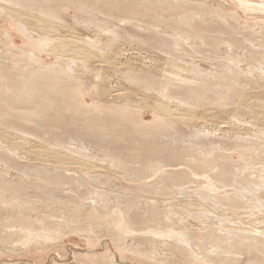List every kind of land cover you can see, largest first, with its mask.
<instances>
[{"label":"rangeland","instance_id":"rangeland-1","mask_svg":"<svg viewBox=\"0 0 264 264\" xmlns=\"http://www.w3.org/2000/svg\"><path fill=\"white\" fill-rule=\"evenodd\" d=\"M260 8L264 0H0V197L21 202L0 204V223L26 220L0 241V264H210L216 236L236 226L224 243L264 245V199L246 191L250 208L219 225L228 202L214 198L246 188L221 184L215 195L184 150L195 134L230 178L244 164L256 171L249 179L264 178V73L246 70L264 57ZM229 59L240 67L227 75ZM21 79L32 103L17 102ZM121 105L129 117L115 113ZM119 218L127 234L112 227ZM29 233L42 242L26 251ZM222 255L264 264L253 251Z\"/></svg>","mask_w":264,"mask_h":264},{"label":"bare ground","instance_id":"bare-ground-1","mask_svg":"<svg viewBox=\"0 0 264 264\" xmlns=\"http://www.w3.org/2000/svg\"><path fill=\"white\" fill-rule=\"evenodd\" d=\"M23 0H16L17 4H21ZM248 1V0H246ZM242 3V2H241ZM240 3V4H241ZM249 4V3H248ZM250 8V7H248ZM258 11H262L264 12L263 9H258ZM14 19H16L14 16H12ZM255 47V46H254ZM252 46V48H254ZM249 48V46H248ZM227 49H228V46H227ZM250 49V48H249ZM263 51V50H262ZM260 52V51H259ZM229 53V52H228ZM232 53V52H231ZM77 54V53H76ZM79 55V54H77ZM230 55V54H228ZM231 56V55H230ZM74 57V56H73ZM225 58V57H224ZM230 58V57H229ZM235 59V58H234ZM231 61V65H226L227 66V75H230L234 72V70H237L239 64V62L236 60L233 61V59H229ZM251 64L253 63V66H249L246 67V70L247 72H254L258 75H261L264 73V71L261 72V68H260V64H264V57L262 58V61L258 58H251L250 60ZM196 63V62H195ZM199 64V63H198ZM208 64V63H207ZM259 65V66H258ZM196 66V65H195ZM193 66V67H195ZM224 66V65H223ZM231 66V67H230ZM258 66V67H257ZM207 67V66H206ZM203 68V67H201ZM214 68V67H213ZM264 68V67H263ZM215 69V68H214ZM205 70V69H204ZM245 70V71H246ZM213 71V69H212ZM243 71V72H245ZM38 72V71H36ZM204 72V71H203ZM203 74V73H202ZM48 75V74H47ZM205 75V74H204ZM203 75V76H204ZM254 75V74H253ZM206 76V75H205ZM22 78H24L23 76H21ZM205 78V77H204ZM25 80V79H24ZM23 79H21L22 81V86L23 88L21 89H15L16 91H14V94L18 96V100L17 102L18 103H32L31 101V95H32V89H33V86L32 85H29L28 83H26V81H24ZM152 88V87H151ZM155 89V88H154ZM13 92V90L11 91ZM103 92V91H102ZM192 99V98H191ZM170 101V100H169ZM125 102V100H124ZM129 101H127V104H128ZM173 102V101H172ZM115 113H117V115H119L120 117L124 118V117H129L130 116V111H129V106L128 105H121V106H118L114 109ZM168 112V111H166ZM172 115V114H171ZM178 116V115H177ZM183 116V115H182ZM180 117V116H179ZM191 118V117H190ZM183 124L184 125H189L190 123L188 121L184 122L183 121ZM200 126V125H199ZM170 127V126H169ZM186 128V127H185ZM199 132V131H198ZM186 133V132H184ZM201 133V132H200ZM175 135H177V132L174 133ZM191 134H194V133H191ZM178 136H180L178 134ZM188 136V135H187ZM195 136V134H194ZM193 135L191 136L192 138H194V140L188 136V139L191 138L190 140V145L187 144V149H184L186 151L185 155L186 157L188 158V160H192L193 162L197 163V167H199L200 169H203L204 170V173L206 174L204 177H203V182H206L207 184H209V187L212 186V188L210 187L209 189H211V191H215V195H217L216 193L219 192V187L221 186V184L223 186H229L231 184V182L233 183V185H235L236 187H239V188H246V190H243L245 191L244 193L241 192V190H239L240 193L236 192V188H231L229 191L227 190L225 195H222V193L224 192H221L220 193V197L217 196V198H214L216 202H219L221 203L222 201L224 202H228L227 203V207L224 211H226L227 213H222V214H219V216L221 217V219L223 218V221L220 220V224L221 226H228L230 224V221L228 220L229 217L231 216H234V215H238L239 212H237L239 209L243 208V209H249L250 206H246L247 204H249V200H248V195L246 194V191H253L254 193H257L258 195L261 196L262 199H264V178H261L258 180H254V179H249V175L250 174H254V172H256L254 170V172H251L252 170V167H249L247 166V164L244 166H240L239 170H237V173L236 175L233 177L234 179L230 178L229 176V173L227 171H224V170H221L219 167H216V161L213 159L211 160L210 158H213L212 157V153H210L206 148H204L202 146V144H199V142L197 141V139H195ZM204 136V135H203ZM176 137V136H175ZM198 138V136H197ZM200 138V136H199ZM203 138V137H202ZM201 138V139H202ZM206 137H204L205 139ZM177 139V137H176ZM182 139V138H181ZM193 140V141H192ZM179 141V140H178ZM181 141V140H180ZM201 141V140H200ZM188 142V140H187ZM213 142V141H212ZM210 145V144H209ZM207 147V146H205ZM211 148H213L215 150V148L212 146ZM210 148V149H211ZM261 148H264V145L262 146L261 145ZM81 150H85V149H81ZM212 151V150H211ZM214 153V152H213ZM20 154V152H19ZM211 154V155H210ZM209 155L211 156L209 158ZM21 156V155H20ZM84 156V155H83ZM181 160V159H180ZM186 160V159H184ZM183 161V160H182ZM188 163V162H187ZM264 167V166H263ZM161 167H157L155 170H151L150 169V172L151 174L157 172ZM51 169H56L58 170L59 168L58 167H52ZM65 169V168H64ZM264 169V168H263ZM63 170V169H62ZM262 170V169H261ZM51 171V170H50ZM55 172H59V171H55ZM43 172L39 171L36 173V175H40L42 176ZM203 173V175H204ZM208 174H211L212 178H210V176ZM50 175V174H49ZM54 177V179L56 180H62L63 179V176H61L59 173H55V174H51ZM52 176V177H53ZM251 176V175H250ZM254 176V175H253ZM260 177V176H259ZM262 177V176H261ZM43 178V177H42ZM45 178V177H44ZM76 178V177H75ZM75 178H69L70 181L66 182V184H71L73 183L74 181H76L77 179ZM67 179V178H66ZM213 179V181H212ZM218 181H217V180ZM201 181V180H200ZM216 182V184H215ZM216 185V186H215ZM219 186V187H217ZM256 187V188H255ZM259 187V189L257 188ZM224 189V188H223ZM238 190V189H237ZM4 191V190H3ZM1 192V191H0ZM7 194V193H6ZM235 196L234 199H231V197ZM19 197V196H17ZM17 199H20V198H17ZM231 199V200H230ZM252 199V198H251ZM19 203H21L20 201L16 200L14 196H10V197H0V204L3 206V207H12L13 205H19ZM22 206V204H21ZM259 206L257 207H252L251 210H257ZM261 207V205H260ZM78 211H81L80 208L78 207H75ZM238 208V209H237ZM93 212V211H92ZM252 215V213H251ZM89 216H91L90 218H93L94 216H97L96 214L94 213H90ZM241 216V215H239ZM251 218V216H249ZM242 219V217H241ZM26 221V220H25ZM25 221H24V218L22 217L21 219L20 218H9L7 224L4 226V223H0V226H2L3 230L0 231V241L3 243V244H9L8 240L9 238L11 237V235L15 232V231H11L12 229H18V227H20V233L22 234L23 232V225L25 224ZM222 223V224H221ZM224 223V224H223ZM243 223V222H242ZM248 224V223H247ZM247 224H246V227H247ZM111 225L112 227L114 228V230L119 234V235H124V234H127L129 231L126 223L122 220V219H115L111 222ZM240 229H243L241 227H233V228H230L227 230V233H224V235L222 236H216V241H217V244H220V247L218 246L214 252L211 254L213 257H214V262H211L210 264H219V263H216L217 261V258H219L220 262L221 263H225L226 261H230L232 259V264H236V260H237V257L238 256H235V258H231L230 256L228 255H222V253L224 252V250L227 249V251H233V253L235 255H241L242 252L244 251H253V253L255 255H257V259L260 260L261 262H264V245H260V246H255V247H249L248 246H243L241 244H234L233 245V242H228V243H224L223 242V238L229 236L231 233H236L238 232ZM247 229V228H246ZM42 234L43 236H46L47 234V229H42ZM170 234V233H169ZM260 234V233H258ZM155 236H157V234H154ZM159 236L162 235V234H158ZM254 235V234H253ZM255 237V236H253ZM260 237H264V236H260ZM259 238V236H258ZM262 239V238H261ZM257 240V238L255 239ZM43 241H48V240H43ZM259 242H261V240H257ZM0 242V243H1ZM40 242H42V240L37 236V235H33L31 233L27 234L23 239H22V246L24 248V250L26 249V251L31 248V247H35V246H38L40 244ZM264 242V241H263ZM187 250V249H186ZM204 253H207V251L203 250ZM189 252V251H188ZM187 252V253H188ZM191 254V253H190ZM187 257H188V254H187ZM189 257H191L189 255ZM188 257V258H189ZM192 261L195 262V264H207V260H197V259H192ZM207 261V262H206ZM228 264H231V263H228Z\"/></svg>","mask_w":264,"mask_h":264}]
</instances>
